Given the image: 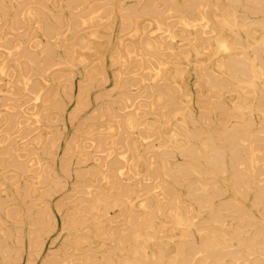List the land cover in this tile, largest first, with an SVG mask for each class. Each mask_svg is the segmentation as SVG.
Listing matches in <instances>:
<instances>
[{
  "label": "bare ground",
  "instance_id": "1",
  "mask_svg": "<svg viewBox=\"0 0 264 264\" xmlns=\"http://www.w3.org/2000/svg\"><path fill=\"white\" fill-rule=\"evenodd\" d=\"M0 264H264V0H0Z\"/></svg>",
  "mask_w": 264,
  "mask_h": 264
},
{
  "label": "rangeland",
  "instance_id": "2",
  "mask_svg": "<svg viewBox=\"0 0 264 264\" xmlns=\"http://www.w3.org/2000/svg\"><path fill=\"white\" fill-rule=\"evenodd\" d=\"M108 70H109V72H111V68H110V66H108ZM77 84L79 85V81L77 82ZM111 86V85H110ZM193 88H194V86H193ZM195 89V88H194ZM195 110H196V112H198L197 110L198 109H196V107H195ZM67 124H68V127H67V130H68V132H72L73 130V128H72V125H70V122L69 121H67ZM70 182V181H69ZM58 196H61V195H58ZM57 198H59V197H57ZM60 201V200H59ZM48 252V250L46 251V253Z\"/></svg>",
  "mask_w": 264,
  "mask_h": 264
}]
</instances>
